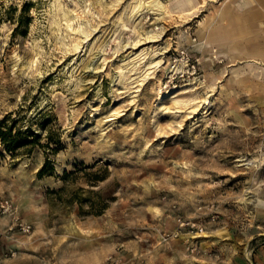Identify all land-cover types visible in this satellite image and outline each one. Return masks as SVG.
Instances as JSON below:
<instances>
[{
  "label": "rangeland",
  "instance_id": "obj_1",
  "mask_svg": "<svg viewBox=\"0 0 264 264\" xmlns=\"http://www.w3.org/2000/svg\"><path fill=\"white\" fill-rule=\"evenodd\" d=\"M128 1L0 0V120L61 145L12 156L0 144V201L13 210L0 213V264H264V61L196 46L209 10L248 1L136 20L121 16ZM249 6L264 43V5ZM63 15L80 18L69 29ZM160 47L165 69L136 81L129 54ZM178 220L203 227L198 252Z\"/></svg>",
  "mask_w": 264,
  "mask_h": 264
},
{
  "label": "bare ground",
  "instance_id": "obj_2",
  "mask_svg": "<svg viewBox=\"0 0 264 264\" xmlns=\"http://www.w3.org/2000/svg\"><path fill=\"white\" fill-rule=\"evenodd\" d=\"M254 1L258 7H262L264 5V0ZM193 3V0H169L166 3H163L160 0H129L123 8L121 16H126L127 19L136 20L140 18L141 14L144 12L153 13L158 19L178 14L188 15L194 8ZM257 15L262 17L261 12H252L250 10L249 1L248 3L242 4L239 11L232 7L230 1L209 10L204 15V18L197 24L199 28V43L196 46L213 52H215L213 48L218 47L220 48V51L216 56H226L229 61L246 58L247 56L252 55L261 56L264 61V43L256 41L252 36H250L252 29L256 26L254 21L256 20ZM79 18L80 17L77 15H74L72 18L63 15L64 23L69 29H71L73 22ZM261 25L264 28V22L261 23ZM79 28L80 26H78V29ZM78 33L83 36V39L88 38L90 34L86 33L82 29L78 31ZM238 35H247V39H244V41L236 40L235 38ZM159 36V33L152 32L150 30L146 31V38L151 41H155L159 38ZM184 37L183 33H181L180 38L183 39ZM251 46H253L254 49ZM74 48L77 49L78 44L75 45ZM250 49H253L254 51H251ZM163 53L164 51L161 47L157 53H155V49L152 48H146L140 50L139 52H131L129 54V60L124 63V67H127L128 71H137V69L143 71L145 76L141 78V75H139L136 79V81L142 82L150 74L151 69H165ZM133 74H137V72H134ZM211 77L212 76L210 74H206L202 84L204 88L211 87ZM140 85L141 84L138 83L137 86ZM160 87L161 85L158 83V94H160ZM207 237V235H203L202 239H206Z\"/></svg>",
  "mask_w": 264,
  "mask_h": 264
},
{
  "label": "trees",
  "instance_id": "obj_3",
  "mask_svg": "<svg viewBox=\"0 0 264 264\" xmlns=\"http://www.w3.org/2000/svg\"><path fill=\"white\" fill-rule=\"evenodd\" d=\"M12 114L5 116L0 120V144L7 154L29 155L36 147H46L50 152L56 153L61 145L58 140L54 142L55 147L51 148L50 144L54 141L52 134L46 132L45 145L40 144V136L33 132L30 128L24 130L18 127L19 120L12 118ZM46 166L40 170L39 174H43Z\"/></svg>",
  "mask_w": 264,
  "mask_h": 264
},
{
  "label": "built area",
  "instance_id": "obj_4",
  "mask_svg": "<svg viewBox=\"0 0 264 264\" xmlns=\"http://www.w3.org/2000/svg\"><path fill=\"white\" fill-rule=\"evenodd\" d=\"M179 60H184L185 64L190 67L192 74L195 73V64L191 61V58L186 54V52L181 51L178 53ZM12 206L7 200H2L0 201V213L1 214H6V213H12ZM14 222V227H17L22 233L27 234L30 231V226L28 224H24L22 222H19L18 219L15 217L13 219ZM178 228L180 229H186L188 231V234L192 235L190 236V241H186L188 243V249L191 252H198L199 251V243H198V238L194 237H199L201 233H203V227L201 224H195L192 222H184L178 220ZM195 235V236H193ZM173 237L176 238L178 237V232L173 234Z\"/></svg>",
  "mask_w": 264,
  "mask_h": 264
},
{
  "label": "crops",
  "instance_id": "obj_5",
  "mask_svg": "<svg viewBox=\"0 0 264 264\" xmlns=\"http://www.w3.org/2000/svg\"><path fill=\"white\" fill-rule=\"evenodd\" d=\"M247 1H249V0H247ZM252 1H254V0H252ZM256 3V2H255Z\"/></svg>",
  "mask_w": 264,
  "mask_h": 264
}]
</instances>
